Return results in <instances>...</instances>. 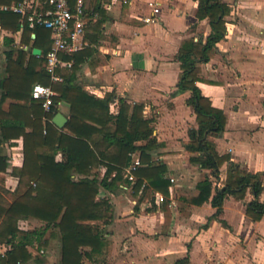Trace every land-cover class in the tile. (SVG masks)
Listing matches in <instances>:
<instances>
[{
	"label": "crops",
	"instance_id": "obj_1",
	"mask_svg": "<svg viewBox=\"0 0 264 264\" xmlns=\"http://www.w3.org/2000/svg\"><path fill=\"white\" fill-rule=\"evenodd\" d=\"M221 1L230 7L225 17L227 31L216 43L213 56L198 64L200 80L196 82L198 92L227 117L224 131L211 137L219 155L230 157L216 179L211 170L190 161L193 154L185 144L189 129L197 128L196 115L187 104L191 91L176 87L181 70L176 56L181 44L191 38L205 42L211 32L208 19L197 17L198 0H84L87 24L82 47L74 53H86L75 70L73 58H62L74 53H60L59 58L72 65L55 68L61 78L58 81H63L61 74L65 72L89 94L98 98L112 94L109 110L113 115L119 112L122 101L143 103V115L151 120L153 131L148 140L136 145L154 142L146 152L148 159L152 166H162L164 178L170 181L167 195L147 186L146 181L134 191L135 171L148 166L140 161L139 149L130 153L131 161L138 158L140 162L133 171L134 181L126 177L129 165L112 187L100 184L103 165L93 168L89 175L72 171L74 180L97 179V198H105L111 205L107 220L89 222L98 226L104 246L85 264H176L184 258L186 264H264V216L260 220L247 216V204L254 198L249 189L242 199L229 194L218 217H213L216 208L211 197L200 205L190 201L198 195L196 185L205 177L213 182L212 194L215 187L221 188L232 162L260 175L263 190L259 200L264 202V0ZM150 3L160 8L156 23L142 20L152 12ZM17 14L19 29L10 31L1 26L0 30V157L5 162V169L0 170V203L4 205L18 186L17 170L24 161L23 134L33 131L39 113L38 101L4 98L6 92L1 87L8 77L9 53L16 59L19 49L26 51L24 66L34 48L42 53L33 44L35 33L28 42H22L25 23ZM99 20L102 23L95 41L90 42L87 33ZM54 109L52 117L59 112L68 122L71 108L67 101L54 103ZM46 121L42 116V127ZM55 126L68 132L65 126ZM63 159L58 151L55 160ZM45 225L31 216H21L17 222L23 231H41ZM60 238L56 226L47 228L41 242L33 239L27 245L31 258L23 264H62ZM10 249L11 245L0 242V256Z\"/></svg>",
	"mask_w": 264,
	"mask_h": 264
},
{
	"label": "trees",
	"instance_id": "obj_2",
	"mask_svg": "<svg viewBox=\"0 0 264 264\" xmlns=\"http://www.w3.org/2000/svg\"><path fill=\"white\" fill-rule=\"evenodd\" d=\"M16 0H0V4H8ZM44 2L45 0H41ZM75 0H71L73 4ZM230 7L221 0H198V19L207 18L211 32L205 42L185 40L176 56L180 63V73L176 87L179 90L191 91L187 104L192 106L196 115L197 128L189 129V141L186 149L193 155L190 161L202 168L211 170L212 176L219 177L220 167L229 161L228 155H219L211 137L224 131L227 117L222 109L212 105L210 99L199 93L196 82L200 80L199 63L207 62L214 53L216 43L226 34V16ZM19 15L12 11L0 10V24L10 31H16L19 26ZM102 20L91 25V33H87L90 42L95 41L96 32ZM35 33L33 44L42 49L40 55L30 54L27 65L24 66L26 51L19 49L16 59L12 54L7 57L6 71L8 77L3 79L1 87L7 96L18 100H29L32 86L36 81L49 85L58 95L53 97L50 109L44 110L38 101L39 113L33 124L31 133L23 134L24 161L17 170L18 186L11 193V201L4 205L0 203V242L11 245L4 256H0V264H23L31 258L27 249L33 239L41 242L47 228L56 226L61 233L62 264H85V260L93 261L104 246L103 237L98 226L89 223L94 220H107L110 217L111 205L105 198H97L99 184L97 179L84 177L74 180L72 171L89 175L93 168L105 167V173L100 184L112 187L122 178L124 169L131 161V154L140 150V161L148 163L135 171L136 181L134 191H138L146 181V185L168 194L170 181L163 176L162 166H152L147 150L154 146L152 140L143 146L137 141L148 140L152 134L151 120L143 115L144 104L130 105L122 101L116 115L110 113L109 100L112 94L98 98L75 84L68 73H62L63 81H52L46 70V54L51 48L50 30L35 26L23 27L22 42H28L31 33ZM86 52L64 55L62 58L72 59L75 70L83 61ZM18 94H13L12 91ZM65 100L70 104L71 114L62 131L51 121L54 113V103ZM47 121L44 127L41 118ZM6 134L5 129L3 130ZM41 151V149H43ZM60 151L64 157L56 161V153ZM5 169V162L0 157V170ZM114 174L112 177L111 175ZM199 193L192 197L193 204L200 205L211 197V204L216 208L213 217L222 212L225 198L234 194L242 199L249 189L254 198L247 204L246 214L253 220L264 216V202L259 200L263 190L260 175L241 169L229 162V166L221 188L215 187L209 177L197 183ZM21 216H31L46 222L41 231H23L18 229L17 222ZM89 248L88 250L83 248ZM83 249V250H82ZM187 258L180 259L176 264H186Z\"/></svg>",
	"mask_w": 264,
	"mask_h": 264
},
{
	"label": "built area",
	"instance_id": "obj_3",
	"mask_svg": "<svg viewBox=\"0 0 264 264\" xmlns=\"http://www.w3.org/2000/svg\"><path fill=\"white\" fill-rule=\"evenodd\" d=\"M152 12L142 17L144 22L156 23L159 20L160 8L156 3H150ZM2 11H13L21 15L22 23L33 28L42 26L50 30L52 45L46 54V70L50 73L52 81L61 78L55 74V68L60 65L71 66V61H62L60 53L72 54L78 51L83 44L84 28L87 24L84 0H20L11 5H0ZM2 29L0 24V30ZM55 91L42 82H36L32 86L31 97L39 100L45 110H49L53 104ZM140 162L133 158L128 166L126 177L130 181L135 180L133 171L137 169ZM160 201L164 198L159 196Z\"/></svg>",
	"mask_w": 264,
	"mask_h": 264
},
{
	"label": "water",
	"instance_id": "obj_4",
	"mask_svg": "<svg viewBox=\"0 0 264 264\" xmlns=\"http://www.w3.org/2000/svg\"><path fill=\"white\" fill-rule=\"evenodd\" d=\"M40 49L34 48L33 53L34 54H40ZM52 122L57 125L58 127L62 128L65 126L67 122V118L64 117L61 113L57 112L53 117H52Z\"/></svg>",
	"mask_w": 264,
	"mask_h": 264
}]
</instances>
